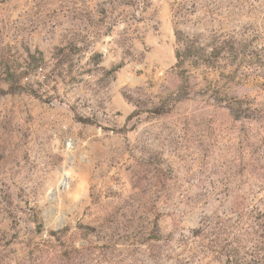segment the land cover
Segmentation results:
<instances>
[{"label": "rangeland", "instance_id": "374dc122", "mask_svg": "<svg viewBox=\"0 0 264 264\" xmlns=\"http://www.w3.org/2000/svg\"><path fill=\"white\" fill-rule=\"evenodd\" d=\"M253 260L264 0H0V264Z\"/></svg>", "mask_w": 264, "mask_h": 264}, {"label": "trees", "instance_id": "16d2710c", "mask_svg": "<svg viewBox=\"0 0 264 264\" xmlns=\"http://www.w3.org/2000/svg\"><path fill=\"white\" fill-rule=\"evenodd\" d=\"M176 58L177 66L184 67L188 64L191 68H205L207 70L214 69L217 64V61L221 58V55L227 51H234L236 46L225 48L223 45H220L217 41H213L210 44L201 46L200 35H184L182 32H176ZM215 236V235H214ZM216 244L222 245L215 237ZM230 253L237 259L239 252L236 249L230 250ZM230 259V260H233ZM233 260V261H234ZM251 264H261L256 260H253Z\"/></svg>", "mask_w": 264, "mask_h": 264}]
</instances>
